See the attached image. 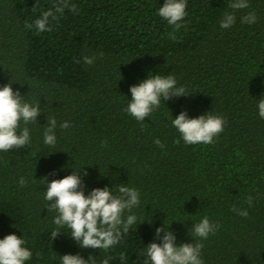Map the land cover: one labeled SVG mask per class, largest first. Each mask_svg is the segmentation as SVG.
<instances>
[{"label": "trees", "instance_id": "16d2710c", "mask_svg": "<svg viewBox=\"0 0 264 264\" xmlns=\"http://www.w3.org/2000/svg\"><path fill=\"white\" fill-rule=\"evenodd\" d=\"M57 2L0 0V87L12 82L42 110L27 125L29 145L0 151V239H25L33 253L25 264H62L66 254L91 256L88 264H144L146 246L161 243L155 230L166 224L178 245L203 244L204 264H264V119L257 106L264 99V0H248L242 10L229 7L234 0H186L179 30L158 14L165 0H68L77 12L50 18L52 31L25 27ZM226 12L236 16L228 29L220 27ZM249 12L256 23L241 22ZM85 56H95L94 64ZM149 75H172L187 96L162 100L140 122L125 109L130 87ZM182 111L219 115L224 131L213 144H185L172 125ZM52 117L54 147L44 143ZM65 121L70 127L60 128ZM80 169L88 173L85 195L104 187L117 194L120 184L140 192L131 214L143 222L107 252L80 248L67 226L51 236L57 213L48 210L44 178ZM205 216L219 229L201 240L191 227Z\"/></svg>", "mask_w": 264, "mask_h": 264}, {"label": "clouds", "instance_id": "9594fccd", "mask_svg": "<svg viewBox=\"0 0 264 264\" xmlns=\"http://www.w3.org/2000/svg\"><path fill=\"white\" fill-rule=\"evenodd\" d=\"M186 0H165L159 8V16L164 18L170 26L179 30L181 23L187 16ZM229 7L233 10H242L250 7L248 0H234ZM65 9L77 12L75 4L68 0H58L54 5V11H44L35 20L34 25L26 23L25 27L31 30L33 27L38 32L52 31V22L58 20L57 14H63ZM256 15L249 12L241 18L242 23H256ZM236 16L226 12L220 21V27L228 29L235 24ZM175 39V37H173ZM102 55V54H101ZM96 57L85 56L86 65H93ZM131 100L125 109L137 121L143 122L155 110L160 107L162 100H170L174 97L187 96L184 87H178L177 81L172 75H149V77L137 85L130 87ZM189 95V94H188ZM24 96L12 88V82L0 87V151H10L23 148L31 142L29 128L30 123H37V117L41 114L39 102L35 105L26 102ZM258 113L264 119V99L258 102ZM226 121L219 115L204 114L198 118H189L186 111H182L172 125L177 129L185 144L194 145L213 144L215 138L224 131ZM48 127L44 131V143L54 147L57 143L55 129L57 121L54 117L47 119ZM23 125V127H22ZM62 129L70 127L65 121L59 125ZM177 144L180 140L175 141ZM154 143L163 148V143L156 139ZM84 168V167H83ZM82 169V168H81ZM72 171L62 179H53L46 182L45 200L48 202V210L55 211L54 218L56 230L51 233L52 239L60 235L59 229L67 226L71 232V238L80 248L99 249L107 252L113 246L120 243L122 236L127 234L130 228L143 221L132 213V209L140 205V192L124 184L117 186V194H113V188H94L85 195L83 178L88 175ZM54 175V173H53ZM21 187L27 186L24 177L19 180ZM249 207L253 206V197H247ZM233 212L241 217L249 215L247 209L241 210L233 207ZM170 225H164L155 230L156 238L161 243H150L146 246L148 259L144 264H204L201 258L202 243H176L175 234L168 230ZM192 234L201 240H206L210 234L214 235L219 229V224L213 223L205 216L200 222L192 225ZM161 233L163 235L161 236ZM26 240L15 234L6 235L0 239V264H25L32 258L33 253L25 246ZM91 256L85 260L79 254L62 256V264H88ZM123 259V254L121 255ZM102 264H108V259Z\"/></svg>", "mask_w": 264, "mask_h": 264}]
</instances>
